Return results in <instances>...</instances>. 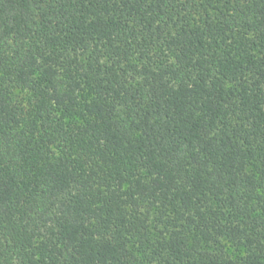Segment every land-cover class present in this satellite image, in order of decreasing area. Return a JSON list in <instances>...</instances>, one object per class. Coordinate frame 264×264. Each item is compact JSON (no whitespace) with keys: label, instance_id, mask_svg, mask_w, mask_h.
I'll list each match as a JSON object with an SVG mask.
<instances>
[{"label":"trees","instance_id":"obj_1","mask_svg":"<svg viewBox=\"0 0 264 264\" xmlns=\"http://www.w3.org/2000/svg\"><path fill=\"white\" fill-rule=\"evenodd\" d=\"M0 264H264V0H0Z\"/></svg>","mask_w":264,"mask_h":264}]
</instances>
